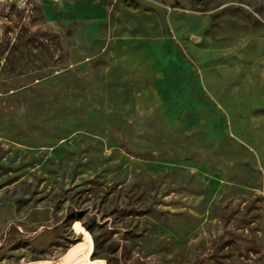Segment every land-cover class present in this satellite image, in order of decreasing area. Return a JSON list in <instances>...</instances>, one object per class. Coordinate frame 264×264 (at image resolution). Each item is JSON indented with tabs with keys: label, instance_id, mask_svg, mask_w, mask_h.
<instances>
[{
	"label": "rangeland",
	"instance_id": "obj_1",
	"mask_svg": "<svg viewBox=\"0 0 264 264\" xmlns=\"http://www.w3.org/2000/svg\"><path fill=\"white\" fill-rule=\"evenodd\" d=\"M0 264H264V0L12 11Z\"/></svg>",
	"mask_w": 264,
	"mask_h": 264
},
{
	"label": "built area",
	"instance_id": "obj_2",
	"mask_svg": "<svg viewBox=\"0 0 264 264\" xmlns=\"http://www.w3.org/2000/svg\"><path fill=\"white\" fill-rule=\"evenodd\" d=\"M60 3L66 0H0V33L5 22L10 21V14L16 11L23 17H30L37 9L38 2ZM93 1V0H82Z\"/></svg>",
	"mask_w": 264,
	"mask_h": 264
},
{
	"label": "crops",
	"instance_id": "obj_3",
	"mask_svg": "<svg viewBox=\"0 0 264 264\" xmlns=\"http://www.w3.org/2000/svg\"><path fill=\"white\" fill-rule=\"evenodd\" d=\"M67 1V0H66ZM80 4H77V3H74L73 1H70L69 3H68V6H72V7H74V8H77L78 6H79ZM76 14V13H75ZM77 15V14H76Z\"/></svg>",
	"mask_w": 264,
	"mask_h": 264
}]
</instances>
